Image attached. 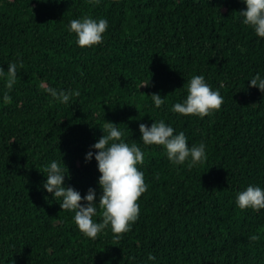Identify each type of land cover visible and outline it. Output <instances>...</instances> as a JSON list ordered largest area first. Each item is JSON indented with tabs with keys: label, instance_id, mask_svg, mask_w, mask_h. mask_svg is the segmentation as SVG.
Here are the masks:
<instances>
[{
	"label": "trees",
	"instance_id": "1",
	"mask_svg": "<svg viewBox=\"0 0 264 264\" xmlns=\"http://www.w3.org/2000/svg\"><path fill=\"white\" fill-rule=\"evenodd\" d=\"M241 10L243 0H0V264H264V209L236 203L247 186L264 189V93L249 85L264 78V37ZM84 16L107 20L103 43L78 46L69 25ZM194 75L224 100L203 118L172 111ZM46 87L80 95L64 104ZM153 93L165 100L159 108ZM160 120L189 147L203 141L206 162L175 165L164 146L143 144L139 124ZM107 122L144 152L137 167L148 185L119 241L110 226L85 236L43 187L56 161L65 186L82 197L92 188L99 202L91 146Z\"/></svg>",
	"mask_w": 264,
	"mask_h": 264
},
{
	"label": "clouds",
	"instance_id": "2",
	"mask_svg": "<svg viewBox=\"0 0 264 264\" xmlns=\"http://www.w3.org/2000/svg\"><path fill=\"white\" fill-rule=\"evenodd\" d=\"M246 10L239 11L243 18L242 23L254 29L259 37H264V0H243ZM90 4L98 5L100 0H89ZM108 28L106 19H93L84 16L81 19H72L69 30L77 36V44L80 47H91L103 43V33ZM17 63L11 62L7 67L6 87L10 91L17 80ZM19 67H23L20 61ZM0 76H4V69L0 68ZM149 81V80H148ZM148 81L142 86H148ZM251 87H257L264 93V78L256 74L249 80ZM45 91L60 103L68 104L70 97L79 96L80 92L57 90L46 87ZM154 105L159 108L165 100L158 94H151ZM6 103H11V97L5 93L3 97ZM224 103L218 90H213L203 75H194L188 82L187 96L183 103H175L172 111L182 115H194L203 118L214 111L220 110ZM105 133L91 147L96 149L100 176L98 184L102 189L99 202H96L95 190L89 188L83 197L71 186H65L64 177L67 168H62L56 161H52L45 169L47 173L44 189L53 194V197L62 198L60 208L74 212V221L78 229L88 238L96 239L98 235L109 226L114 234V239L119 241L122 235L131 229V225L138 219L140 213L139 198L147 191L148 185L144 180V173L137 165L143 164L144 152L137 144L129 145L123 139V132L112 122L106 124ZM141 140L145 145H162L166 150L170 162L175 165H183L188 161V167L206 162L205 144L188 145L187 137L183 132L174 134L175 130L163 120L153 122L151 126L139 124ZM104 132V130H103ZM93 158V152L85 154V161ZM190 158V160H189ZM81 200L86 203L81 204ZM236 203L240 209L252 208L259 211L264 209V189L259 186L249 185L237 194ZM99 207L102 222H95L93 217L97 215ZM258 235H252L250 241L259 240ZM117 246V245H116ZM135 259V257H130ZM149 260L155 257L149 255ZM9 264H13L10 260Z\"/></svg>",
	"mask_w": 264,
	"mask_h": 264
}]
</instances>
